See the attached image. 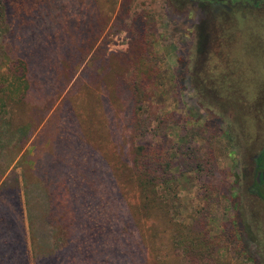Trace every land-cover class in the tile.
<instances>
[{"label": "rangeland", "instance_id": "1", "mask_svg": "<svg viewBox=\"0 0 264 264\" xmlns=\"http://www.w3.org/2000/svg\"><path fill=\"white\" fill-rule=\"evenodd\" d=\"M238 1L0 0V73L11 76L10 57L30 64L55 57L57 76L71 75L61 96L79 83L35 135L59 107L54 125L63 133L52 150L79 165L69 184L78 183L81 216L91 225L92 246L81 242V253L101 254L96 264L114 259L111 230L126 224L133 225L128 254L145 264H264V203L248 191L264 143V110L253 107L264 102V17ZM132 83L151 95L134 103ZM36 95L49 98L32 93L31 104ZM135 113L147 123L136 136ZM138 146L171 162L143 218L130 161ZM14 165L6 182L16 178L26 219L21 165Z\"/></svg>", "mask_w": 264, "mask_h": 264}, {"label": "trees", "instance_id": "2", "mask_svg": "<svg viewBox=\"0 0 264 264\" xmlns=\"http://www.w3.org/2000/svg\"><path fill=\"white\" fill-rule=\"evenodd\" d=\"M97 39L98 36L92 41V48ZM42 47L39 50L41 56L43 49H46L45 46ZM7 51L13 53L15 50L12 46H7ZM9 61L11 76L7 77L8 73H0V264H89L90 260L95 263L97 257H103L101 254L98 253L94 259L90 258L85 250L81 253V242L85 249L92 246L85 238V234H89L86 229L89 220L81 216V206L82 209L84 207L78 183L74 188L69 184V181L74 182L76 176L78 179L79 165L70 161L69 164L66 163L63 157L57 158L52 150L53 141L63 133L54 125L57 113L60 112L59 107L35 135L44 116L59 99L62 105L67 104L71 97L70 92H73L79 83L76 81L71 91L62 97L71 75L57 76L55 66L59 64L55 57L52 60L42 57L34 64L24 58L10 57ZM31 69L35 72L33 77L30 76ZM58 77L62 86L57 90L60 85ZM53 82H56V87L52 85ZM131 89L134 103L141 102L145 95H151L147 90L142 92L135 83L131 84ZM39 91L47 92L49 98L45 101L40 99L41 94L36 95L31 104L30 94H37ZM137 117L136 113L133 114L135 136L138 131L142 133V130L147 128V123H144L146 120ZM3 129H6V132H3ZM56 132L59 133L57 137ZM5 134L10 137L5 138ZM135 142L133 140V143ZM130 155L134 185L139 193L137 214L141 218L149 217L151 203L155 201L163 179L168 177V171L164 168L162 170L161 167L171 162L167 160V153L151 152L142 146L136 147ZM186 155L184 163L189 165L192 159H189L188 152ZM13 164V168L21 165L26 219L23 218L22 199L16 178L6 182V174ZM254 165L255 178L248 191L264 203V145L255 157ZM169 212L171 213L168 208L164 215L169 217ZM168 220L172 222L170 218ZM132 229L131 224H126L120 229L113 227L111 231L117 248L110 252L114 253V259L107 264H145L140 256L134 258L131 252L128 254L126 236ZM28 239L33 251L31 263L28 256ZM151 253L154 257L157 256L156 252Z\"/></svg>", "mask_w": 264, "mask_h": 264}, {"label": "flooded vegetation", "instance_id": "3", "mask_svg": "<svg viewBox=\"0 0 264 264\" xmlns=\"http://www.w3.org/2000/svg\"><path fill=\"white\" fill-rule=\"evenodd\" d=\"M198 1H207V2L212 3V4L219 5V4H223L224 2L229 1V0H219L218 2L217 1L213 2V1H210V0L209 1L208 0H198ZM230 1H233V0H230ZM238 2H241V3L242 2H250L251 4H250L249 7H251L253 9V12H256V13H259V14L260 13H264V0H240ZM263 145H264V143L262 144L260 150L255 155V157L259 154V152L261 151ZM255 157H254V159H255ZM253 173H254V168H253Z\"/></svg>", "mask_w": 264, "mask_h": 264}, {"label": "crops", "instance_id": "4", "mask_svg": "<svg viewBox=\"0 0 264 264\" xmlns=\"http://www.w3.org/2000/svg\"><path fill=\"white\" fill-rule=\"evenodd\" d=\"M259 17H258V19L260 18V16L261 17H264V13H260L259 15H258ZM261 67H263L262 65H261ZM247 84V83H246ZM239 85V84H238ZM248 85V84H247ZM238 90V89H237ZM241 90V89H240ZM240 90H238V91H240ZM249 90L250 91H252L253 93H255V94H257V87H252L251 86V88H249ZM241 92H242V90H241ZM254 99H258V95L255 97L254 96ZM253 107H256V108H259L258 109V111H259V113L261 112L260 111V109H262V110H264V102L263 103H261V104H259V106H255V104L253 105ZM263 116V120H264V115H262ZM264 123V122H263Z\"/></svg>", "mask_w": 264, "mask_h": 264}]
</instances>
